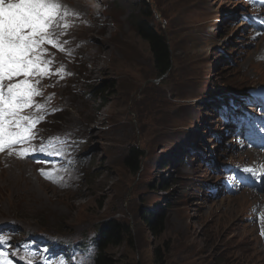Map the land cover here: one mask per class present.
Here are the masks:
<instances>
[{"label": "rangeland", "instance_id": "1", "mask_svg": "<svg viewBox=\"0 0 264 264\" xmlns=\"http://www.w3.org/2000/svg\"><path fill=\"white\" fill-rule=\"evenodd\" d=\"M70 1L88 8L93 23L76 32L83 65L75 67L74 83L60 88L66 110L52 126L76 128L92 161L70 189L40 179L27 162L5 166L0 222L81 242L101 229L124 228L108 247L112 264H264L254 229L242 225L245 209L203 195L202 179L213 176H203L199 159L200 152L210 157L211 139L223 130L210 101L264 83V64L256 57L264 38L239 48L249 38L241 0ZM149 13L171 50L165 78L134 27ZM235 44L243 55L232 64ZM92 88L102 93L100 100L87 99ZM133 148L141 153L138 171L128 163ZM247 201L238 198L239 206ZM158 220H165L160 236L152 229Z\"/></svg>", "mask_w": 264, "mask_h": 264}, {"label": "snow or ice", "instance_id": "2", "mask_svg": "<svg viewBox=\"0 0 264 264\" xmlns=\"http://www.w3.org/2000/svg\"><path fill=\"white\" fill-rule=\"evenodd\" d=\"M67 15L68 11L64 9L62 12L58 0H0V152L35 138L33 129L42 117L25 115L24 110L33 106L40 108V105H34L33 98L41 93L29 77L50 73L49 66L53 61L45 59L44 45L64 51L52 30L58 26L67 28V23H58ZM62 73L61 68L57 74ZM21 76L24 79L11 82ZM48 148H54L51 141L47 146L41 144L38 149L21 148L17 154L21 157L37 151L49 156L62 154L57 150L48 151ZM63 170L66 169L42 168L40 174L56 183L59 182L56 174ZM261 175L264 177V173ZM6 242V238H0V244ZM3 257L4 254L0 253V258ZM0 264L11 262L3 258ZM27 264H32V261L28 260Z\"/></svg>", "mask_w": 264, "mask_h": 264}, {"label": "trees", "instance_id": "3", "mask_svg": "<svg viewBox=\"0 0 264 264\" xmlns=\"http://www.w3.org/2000/svg\"><path fill=\"white\" fill-rule=\"evenodd\" d=\"M148 19H138L134 22V27L136 29V32L139 34V36L146 40L149 44L150 51L153 55L154 64H155V70L156 73L160 77H167L169 73L172 70V59H171V50L168 41L166 40L165 36L160 33L153 21H152V13H149V16H147ZM93 92L95 95H92ZM100 94V95H99ZM89 100H92L95 96L98 100L101 99L102 93L99 91L96 94V89L92 88L91 92L88 93ZM103 106V105H102ZM105 106V103H104ZM141 160V153L138 150V148H133L130 151V155L128 158V163L132 170L138 171L139 170V164ZM165 220H158L157 223L152 227L154 235L160 236V234L163 232V223ZM147 223H149L150 226H152L151 221L147 220ZM44 228H47L44 226ZM124 232L126 231L124 228H115L113 229L110 227L108 231L100 230V234L98 239L102 240L100 241V251L97 256L96 264H112L110 258L107 255L108 247L110 246L111 241L114 240V238L118 235L117 232Z\"/></svg>", "mask_w": 264, "mask_h": 264}, {"label": "bare ground", "instance_id": "4", "mask_svg": "<svg viewBox=\"0 0 264 264\" xmlns=\"http://www.w3.org/2000/svg\"><path fill=\"white\" fill-rule=\"evenodd\" d=\"M86 1H89V0H86ZM92 2H95V0H91ZM100 55V54H99ZM98 55V56H99ZM102 56V55H101ZM243 119L245 120L246 119V117L244 116L243 117ZM15 169H13V168H11L8 172H10V173H13V177H15L16 179H18V180H20V181H23V178H25L24 177V175H23V173L21 172V171H19V172H15L14 171ZM231 171L229 170L228 172H226L224 175L221 173L220 175L222 176V177H226L227 176V174H229ZM7 177V176H6ZM11 180V179H10ZM9 180V181H10ZM15 180V179H14ZM2 182H1V180H0V184H1ZM228 184V186H230V184L229 183H227ZM207 187H208V185H207ZM33 190V189H32Z\"/></svg>", "mask_w": 264, "mask_h": 264}]
</instances>
